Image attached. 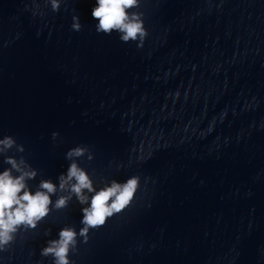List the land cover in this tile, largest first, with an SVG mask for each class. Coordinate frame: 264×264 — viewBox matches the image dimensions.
<instances>
[{
    "label": "clouds",
    "instance_id": "obj_1",
    "mask_svg": "<svg viewBox=\"0 0 264 264\" xmlns=\"http://www.w3.org/2000/svg\"><path fill=\"white\" fill-rule=\"evenodd\" d=\"M62 2L45 0L52 12H59ZM141 4L142 0H95L91 9L92 19L97 21L95 31L107 36L115 32L122 43L132 42L137 48H143L149 35L144 13L133 11L140 9ZM36 9H39V4H36ZM72 21V30L81 31L80 17L73 15ZM58 135L53 132V139ZM13 148L20 153L25 151L13 136L0 138V155ZM85 155L89 161L93 159V153L87 146L77 145L69 149L65 158L71 163L66 174L59 176L58 187L51 180H42L35 191L26 181L35 178L36 171L25 170L23 157L18 161L14 156H5L4 163L11 167L0 171V253L9 251L21 231L35 230L53 210L67 208L74 196L82 206V227L77 231L74 226L65 225L58 231V238L48 240L40 250L42 257L52 258V264H73L70 255L78 250V238L87 243L92 230L102 228L111 218L132 206L141 187L140 176L132 175L122 182L112 179L97 188L89 172L74 159ZM58 190L67 191L68 195H61L53 201L52 196Z\"/></svg>",
    "mask_w": 264,
    "mask_h": 264
}]
</instances>
